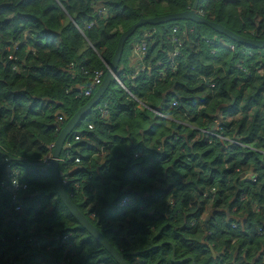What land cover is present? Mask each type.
<instances>
[{"label": "trees", "instance_id": "obj_1", "mask_svg": "<svg viewBox=\"0 0 264 264\" xmlns=\"http://www.w3.org/2000/svg\"><path fill=\"white\" fill-rule=\"evenodd\" d=\"M194 1L0 0V255H12L9 264L21 255L26 264H116L37 164L88 102L84 92L95 73L106 74L120 36ZM197 12L264 40V0H199ZM151 29L133 78L124 53ZM172 37L181 43L175 59ZM119 68L130 95L111 82L66 139L60 158L72 160L58 169L70 202L127 264H264V49L179 21L139 28ZM7 163L23 187L20 214L3 185ZM124 197L130 202L116 207Z\"/></svg>", "mask_w": 264, "mask_h": 264}, {"label": "water", "instance_id": "obj_2", "mask_svg": "<svg viewBox=\"0 0 264 264\" xmlns=\"http://www.w3.org/2000/svg\"><path fill=\"white\" fill-rule=\"evenodd\" d=\"M199 0H195L192 9L175 15H168L157 17L148 20H140L134 24L131 28L125 31L119 38L117 48L112 57L110 64L107 65V72L101 81V84L97 88L95 94L88 100V102L78 110V112L64 125L61 129L55 143L54 149L51 153L50 163L47 165L46 169L50 171L53 185L55 187V192L57 197L61 200L63 205L69 211V213L74 217V219L79 223V225L90 234L102 248L110 255V257L116 262V264H127L124 260V254L119 253L115 248H113L110 243L101 235L96 227H94L88 220L78 211V209L70 202L68 196L64 191V187L60 180L59 174V159L61 153L65 150V142L67 137L73 132V129L79 124V122L87 115L101 100L106 91L108 90L111 82L116 81V72L119 68L121 57L123 54V49L125 43L131 38L135 32L144 26H159L162 24H168L172 22L188 21L194 24L205 25L214 30L215 32L225 36L229 40L244 45L246 47L262 50L264 49V40L255 41L242 38L233 34L232 32L226 30L224 27L210 22L203 17L199 16L197 13ZM10 162L14 161L8 158ZM20 162H25L19 159ZM42 166V164H37ZM140 253H135L133 255H139Z\"/></svg>", "mask_w": 264, "mask_h": 264}, {"label": "built area", "instance_id": "obj_3", "mask_svg": "<svg viewBox=\"0 0 264 264\" xmlns=\"http://www.w3.org/2000/svg\"><path fill=\"white\" fill-rule=\"evenodd\" d=\"M107 12L108 11L106 8H101V9L97 10L96 14L99 17H101V16L105 17L107 15ZM198 15H199V13H198ZM91 26H92V24L88 25V28H90ZM153 32H155L154 29L147 30L146 32H144L143 35L141 37H139V39H137L136 43L132 47L131 54L134 57V59L137 61L138 66H139L138 69L133 74V78H135L139 72L144 70V64H145V58H146V56H145L146 44H147L146 40L152 35ZM171 42L173 44V52L171 54V58L175 59L180 54L179 49L181 47V43L175 37L171 38ZM104 76H105L104 72H97L94 74V77L91 80V84H90L89 89L84 92V96L86 98L90 99L93 96V93L96 92V90L99 87V85L101 84V81L104 78ZM124 90L128 94H130L129 90H127L126 88ZM99 114H100L99 117L105 121H107V118H109L108 111L105 108L99 109ZM88 129L92 130V126H88ZM75 140H78V137H75ZM65 147L67 148L68 144H66ZM53 149H54V144L47 148L48 154L42 162V165L44 167H47V165L50 163L51 153H52ZM75 162L79 163V159H76ZM62 183L66 184V178H63ZM3 185L5 187H7V189L11 193V201H12V205H13V210L16 213L22 212V207H21L20 201L18 199V194H19L21 189L23 190V187H22V185L18 179L17 169H15L11 165V163H7V166L5 168V182ZM124 203H125V200L120 204V206H123ZM64 239H65V237H64Z\"/></svg>", "mask_w": 264, "mask_h": 264}, {"label": "rangeland", "instance_id": "obj_4", "mask_svg": "<svg viewBox=\"0 0 264 264\" xmlns=\"http://www.w3.org/2000/svg\"><path fill=\"white\" fill-rule=\"evenodd\" d=\"M123 58H124L125 63H126V65H127L128 62H129V59H130V56H129V52H128V51L124 53ZM122 68H123V66L121 65L119 69H122ZM117 79H118V77H117V75H116V80H117ZM119 84L122 86L123 89H125V87H124L121 83H119ZM89 100H90V99H89ZM96 106H97V105H96ZM96 106H95V107H96ZM125 122H126V121H125ZM248 175H249V173L245 174L244 176L246 177V176H248ZM252 181L255 182V179L253 178ZM211 196H212V193L210 194V198H211ZM212 210H214V209L211 208V204H209L207 207H205V209H204V214L202 215V216H203L202 219H203V220L208 219V218H209V215L212 213ZM219 210H223V209H219ZM13 212L15 213L14 210H13ZM47 213H49V211H48ZM205 218H206V219H205ZM205 222H206V221H205ZM232 228H235V227H232ZM69 237H70V236H65V239H68ZM11 256H12V255H11ZM11 256H8V257H7L6 255L1 254V255H0V263H1V262H7L6 264H9L8 262L12 260V257H11ZM24 257H25V255L18 256L17 258L19 259V262H18L17 264H26L25 262L20 261V260H22ZM38 262H39V264H48V261L45 262V261L41 260L40 258H38ZM49 262H50V260H49Z\"/></svg>", "mask_w": 264, "mask_h": 264}, {"label": "clouds", "instance_id": "obj_5", "mask_svg": "<svg viewBox=\"0 0 264 264\" xmlns=\"http://www.w3.org/2000/svg\"><path fill=\"white\" fill-rule=\"evenodd\" d=\"M135 73V72H134ZM133 73V74H134ZM116 82H118V83H120V81H119V79H117L116 80ZM130 95V94H129ZM158 115H160V116H163L162 114H158ZM235 144H238L237 142H234ZM67 143L65 142V144H64V146L66 145ZM239 145V144H238ZM67 148L65 147V150H66ZM61 156V155H60ZM77 159V158H76ZM75 159V160H76ZM72 160V157H69V156H67V158L64 160V159H59V162H62L63 164H67V161H71ZM75 160H74V163L75 164H79L80 163V161H79V163H76L75 162ZM42 164V163H41ZM42 167H44L43 165H42ZM46 168V167H45ZM60 180H61V183H62V180H63V178L61 179L60 178ZM62 185L63 186H65L66 184H63L62 183ZM125 200V203L123 204V206H120V204L123 202ZM128 202H130L129 201V199L127 198V197H124V198H122L118 203H117V205H116V207H118V208H120V209H122V208H124L125 206H126V204L128 203ZM16 213V212H15ZM16 214H20V213H16ZM108 217V216H107ZM110 217H113V215H110ZM196 224V221H193V222H191V225L193 226V225H195ZM207 232V231H206ZM210 235V233H207V236H209ZM66 236H70L69 234H67ZM65 240V239H64ZM204 246H206V247H212V246H207V244L205 243L204 244ZM135 254V253H134ZM141 254V253H140ZM217 256V254H215L214 255V257H216ZM124 260H125V258H124ZM135 264H143V262L142 261H139V262H136Z\"/></svg>", "mask_w": 264, "mask_h": 264}, {"label": "crops", "instance_id": "obj_6", "mask_svg": "<svg viewBox=\"0 0 264 264\" xmlns=\"http://www.w3.org/2000/svg\"><path fill=\"white\" fill-rule=\"evenodd\" d=\"M130 59H129V62H128V64H127V66L128 67H131L133 70H135V68H136V70L138 69V63H137V61L134 59V57L132 56V54H131V52H130ZM100 158H102V157H100ZM100 162H102V160H100ZM211 215V214H210ZM209 215V216H210ZM206 219V218H205ZM207 220V219H206Z\"/></svg>", "mask_w": 264, "mask_h": 264}]
</instances>
